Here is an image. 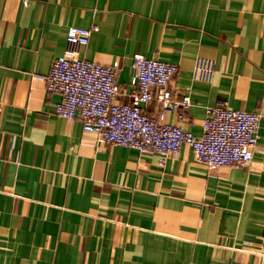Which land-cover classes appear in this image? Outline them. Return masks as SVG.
Wrapping results in <instances>:
<instances>
[{"label": "crops", "instance_id": "1", "mask_svg": "<svg viewBox=\"0 0 264 264\" xmlns=\"http://www.w3.org/2000/svg\"><path fill=\"white\" fill-rule=\"evenodd\" d=\"M70 26H97L85 46ZM173 63L181 126L202 133L223 103L261 114L245 166L208 168L187 146L158 164L53 113L34 76L52 60L117 67L127 102L133 57ZM151 116L157 103L141 104ZM167 122H177L174 112ZM264 0H0V264H262Z\"/></svg>", "mask_w": 264, "mask_h": 264}, {"label": "built area", "instance_id": "2", "mask_svg": "<svg viewBox=\"0 0 264 264\" xmlns=\"http://www.w3.org/2000/svg\"><path fill=\"white\" fill-rule=\"evenodd\" d=\"M97 26H70L65 31L69 43L85 46ZM127 102H117L123 88L116 83L117 67L101 65L86 59L54 58L45 76H34L44 84L47 93L59 95L53 113L69 120H79L82 130L95 133L109 146L134 149L139 156H158V164L187 146L196 161L208 168L248 165L253 157L261 114L230 109L223 103L204 110L202 133L193 135L181 123L190 107L187 96L173 98L169 83L176 71L173 63L133 57ZM157 103L155 116L146 114L141 104ZM174 112L177 122H167ZM264 264V253L262 254Z\"/></svg>", "mask_w": 264, "mask_h": 264}]
</instances>
